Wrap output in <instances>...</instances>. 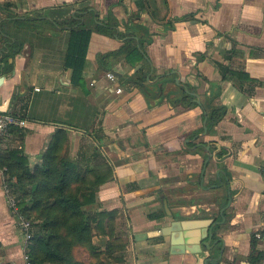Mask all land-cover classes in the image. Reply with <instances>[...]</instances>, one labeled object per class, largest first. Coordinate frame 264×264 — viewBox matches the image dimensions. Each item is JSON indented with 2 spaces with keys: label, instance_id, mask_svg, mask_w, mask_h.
Returning <instances> with one entry per match:
<instances>
[{
  "label": "crops",
  "instance_id": "crops-1",
  "mask_svg": "<svg viewBox=\"0 0 264 264\" xmlns=\"http://www.w3.org/2000/svg\"><path fill=\"white\" fill-rule=\"evenodd\" d=\"M82 8L94 15L85 13L73 72L70 32L57 23ZM107 15L119 32L146 29L148 60L132 52L100 67L123 43L91 21ZM8 43L14 58L4 56ZM171 71L206 108H226L212 133L203 135L201 107L170 105L177 88L160 79ZM150 72L159 91L146 97L131 81ZM0 76V108L27 122L1 139L0 155L17 149L40 166L65 132L78 170L106 173L83 210L112 213L124 246L111 264H264V0H0ZM3 172L0 264H24Z\"/></svg>",
  "mask_w": 264,
  "mask_h": 264
},
{
  "label": "trees",
  "instance_id": "trees-1",
  "mask_svg": "<svg viewBox=\"0 0 264 264\" xmlns=\"http://www.w3.org/2000/svg\"><path fill=\"white\" fill-rule=\"evenodd\" d=\"M85 13L93 17L94 12L88 11L86 8L78 9L68 20L57 23V26L67 28L70 32V41L66 51L67 65L72 67L73 72H79L77 66L79 53V42L81 41L78 35L86 32L85 28ZM37 19V18H35ZM26 22L28 20H25ZM97 26L104 27L110 34L117 35L123 43L121 47L114 52L100 55L98 58L100 67L108 71L106 63L110 57L115 59L125 58L132 52H144L145 45L151 43V35L146 32V29L134 25L126 27L124 32L117 30V21L107 15L98 24V19L94 22ZM136 31H140L142 35H137ZM19 53V50L13 48V43H8L4 50V56L14 58ZM68 56V57H67ZM145 59L148 60L146 54ZM80 60V59H79ZM11 67V64H8ZM237 75V73H231ZM245 76L248 80L249 77ZM156 75L149 79L153 80ZM177 74L163 75L160 79H170L176 86L177 94L169 101L172 106H181L183 108L201 107L202 121L206 120L207 134L213 132L214 126L226 114V108L221 105L211 106L206 108L202 103L196 104L195 98L184 91V88L189 92L194 91L195 87L186 82H180V85L175 84ZM136 88L144 93L156 89V84L147 82L146 77H138L131 81ZM161 84V83H160ZM159 88H157V92ZM17 116L15 113H9ZM22 118V116H19ZM67 138L64 132V138L57 137L53 139L46 149L43 161L40 166L30 168L26 157L17 149L8 150L4 155H0V168H4V182L18 200V205L24 214L33 223V238L28 246L26 253L33 264H82L68 258L64 253V247L69 250L66 236L73 235L79 242H84L93 224L97 232L106 239L105 251L108 252V258L119 250L123 249V242L114 238L111 235L113 227V215L109 212H98L93 216L84 213L83 207L93 202L94 193L98 187L97 182L103 180L106 173L102 175L94 171L80 172L75 160L70 159L66 155ZM205 145L212 146L216 151L219 150L213 142H203L198 145L202 149ZM63 150V151H62ZM223 153L217 152L218 157ZM33 215V216H32ZM64 230V237L60 238V231ZM118 261L121 258L117 259ZM250 261L253 262L252 257Z\"/></svg>",
  "mask_w": 264,
  "mask_h": 264
},
{
  "label": "built area",
  "instance_id": "built-area-1",
  "mask_svg": "<svg viewBox=\"0 0 264 264\" xmlns=\"http://www.w3.org/2000/svg\"><path fill=\"white\" fill-rule=\"evenodd\" d=\"M106 77L111 83L116 81V77L112 73H107ZM115 92L119 93L121 92V89L117 88ZM26 124V120L18 116H14L9 113H0V141L4 137H6L12 129L23 128L26 126ZM4 193L9 214L19 230V235L21 238L20 242L22 244L23 251V262L24 264H33L26 253V250L31 244V240L33 238V223L29 218H27L22 209L19 207L16 196L14 195V193H12L11 189H9L5 183ZM255 236L257 238H261V235L259 233H257Z\"/></svg>",
  "mask_w": 264,
  "mask_h": 264
},
{
  "label": "rangeland",
  "instance_id": "rangeland-1",
  "mask_svg": "<svg viewBox=\"0 0 264 264\" xmlns=\"http://www.w3.org/2000/svg\"><path fill=\"white\" fill-rule=\"evenodd\" d=\"M63 235L64 230H61L60 238L64 237ZM66 238L69 244V250L64 247V253L68 255L69 259L82 264H111L114 262L112 261L114 258H108L109 254L104 250L106 238L102 237V234H98L97 229L93 225L91 226V233H89L83 243L79 242L73 235H67ZM117 254L118 251L114 255L116 256Z\"/></svg>",
  "mask_w": 264,
  "mask_h": 264
},
{
  "label": "water",
  "instance_id": "water-1",
  "mask_svg": "<svg viewBox=\"0 0 264 264\" xmlns=\"http://www.w3.org/2000/svg\"><path fill=\"white\" fill-rule=\"evenodd\" d=\"M140 53L145 57V55H144V53L142 52V51H140ZM112 74H118V73H116V72H112ZM170 74H177L176 73V71H171L170 72ZM150 75H151V72L146 76V80L148 81L149 80V78H150ZM2 81V76H0V82ZM175 84L176 85H180V78L179 77H177L176 79H175ZM184 91L186 92V93H189L191 96H193L194 98H195V102H196V104L197 105H199L200 106V104H201V102H200V98H199V96H198V94L196 93V92H194V91H191V92H189L188 91V89H186V88H184ZM6 111V108L4 107V108H0V113H6L5 112ZM206 132H207V129H206V120H203V135H205L206 134ZM205 150L207 151V153L209 154L210 153V151H209V147H205ZM211 232H209V239H208V241H206V242H204V241H202L201 242V244L207 249V250H210L211 249V247L209 246V241H210V239H211ZM193 253H195V252H193ZM219 259H220V257H217V259H215V260H210V259H205V261H204V264H208L209 263V261H212V262H210V264H216V262H218L219 261ZM214 261V262H213Z\"/></svg>",
  "mask_w": 264,
  "mask_h": 264
}]
</instances>
